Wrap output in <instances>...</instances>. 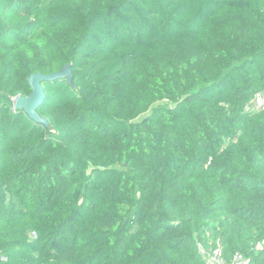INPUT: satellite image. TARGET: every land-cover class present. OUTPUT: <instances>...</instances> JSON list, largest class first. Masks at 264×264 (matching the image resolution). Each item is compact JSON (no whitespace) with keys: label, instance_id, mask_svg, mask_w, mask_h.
<instances>
[{"label":"trees","instance_id":"trees-1","mask_svg":"<svg viewBox=\"0 0 264 264\" xmlns=\"http://www.w3.org/2000/svg\"><path fill=\"white\" fill-rule=\"evenodd\" d=\"M258 97L264 0H0V264H264Z\"/></svg>","mask_w":264,"mask_h":264},{"label":"water","instance_id":"water-1","mask_svg":"<svg viewBox=\"0 0 264 264\" xmlns=\"http://www.w3.org/2000/svg\"><path fill=\"white\" fill-rule=\"evenodd\" d=\"M69 76L70 71L67 66H65L60 72L51 73L48 75L41 73L31 74L28 78V83L31 87V93L28 96L17 95L14 98V107L17 109H23L25 113L35 122H39L47 126V120L44 117L39 116L36 111L45 98L42 82L54 80L57 78H68L69 80Z\"/></svg>","mask_w":264,"mask_h":264},{"label":"built area","instance_id":"built-area-1","mask_svg":"<svg viewBox=\"0 0 264 264\" xmlns=\"http://www.w3.org/2000/svg\"><path fill=\"white\" fill-rule=\"evenodd\" d=\"M257 102L261 104L264 102V99L261 97L257 98ZM198 252L203 260V264H250V262L243 258L242 255L236 252L229 261H225L222 257L221 248L219 246L208 249L202 244L198 245Z\"/></svg>","mask_w":264,"mask_h":264}]
</instances>
